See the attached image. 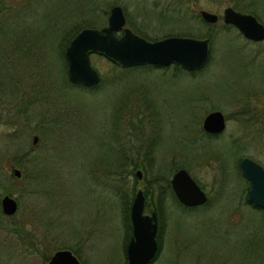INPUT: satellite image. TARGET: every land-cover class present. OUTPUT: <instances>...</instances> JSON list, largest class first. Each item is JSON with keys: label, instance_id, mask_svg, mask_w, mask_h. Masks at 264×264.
<instances>
[{"label": "rangeland", "instance_id": "obj_1", "mask_svg": "<svg viewBox=\"0 0 264 264\" xmlns=\"http://www.w3.org/2000/svg\"><path fill=\"white\" fill-rule=\"evenodd\" d=\"M29 4L34 9L19 25L38 30L71 13L64 28L83 20L100 27L120 4L126 25L145 37H209L211 53L196 70L120 68L91 53L101 77L96 87L68 79L58 36L45 37L35 56L15 60L0 83V264H46L63 248L82 264H126L138 188L148 190L144 212L157 213V249L147 264H264V213L247 202L239 167L243 156L264 167V38L248 39L233 25L224 28L222 19L231 5L264 24V0ZM15 6L9 14L22 11ZM200 9L218 20H204ZM216 109L225 127L208 132L203 118ZM179 167L202 186L206 203L184 205L168 188L159 198L165 177ZM4 194L17 200L13 213L2 210Z\"/></svg>", "mask_w": 264, "mask_h": 264}, {"label": "water", "instance_id": "obj_2", "mask_svg": "<svg viewBox=\"0 0 264 264\" xmlns=\"http://www.w3.org/2000/svg\"><path fill=\"white\" fill-rule=\"evenodd\" d=\"M200 16L208 22H216L219 15L206 9L199 10ZM222 19L235 26L244 37L258 41L264 38V24L256 15L240 11L231 5L223 8ZM103 55L111 62L129 67L141 64H178L185 70L202 68L209 60L211 45L209 37L189 35H167L148 39L126 25V16L120 4H113L105 25L84 26L68 40L64 54L67 61V76L73 83L93 85L100 80L98 70L92 65L90 54ZM203 128L208 132H220L225 127V116L220 109L209 111L203 118ZM243 177L248 181L247 198L264 210V167L249 156L239 160ZM15 175L20 170L13 167ZM135 174L140 177L141 170ZM170 184L177 199L184 205L203 204L207 194L198 181L185 167L177 168L170 177ZM145 197L138 188L130 207L132 235L126 246V264H147L157 249V221L154 211L144 212ZM1 207L5 213H13L17 200L4 194ZM46 264H82L67 248L55 250Z\"/></svg>", "mask_w": 264, "mask_h": 264}, {"label": "trees", "instance_id": "obj_3", "mask_svg": "<svg viewBox=\"0 0 264 264\" xmlns=\"http://www.w3.org/2000/svg\"><path fill=\"white\" fill-rule=\"evenodd\" d=\"M74 2H77V5L82 6L83 4L94 1V0H71ZM88 1V2H87ZM31 0H0V38H3L4 41L0 42V83L1 85L4 82V78L6 77L5 71H9L11 69H14L16 67L15 65V60L20 61L19 59L28 57L29 55H34L36 54L35 52L37 51L34 49V47H37L39 45L44 48V44H47V41H45V37H50L52 38L55 36V38L58 36V45L59 47L66 46L68 40L73 36L74 33H76L80 28L84 26H91L92 22H89V20H83L82 22H71L68 24V28H64L67 20L73 15V13L68 14L61 18V20L57 17H55L53 22H47L44 24L45 27L41 28L39 26V30L35 26L34 28L32 27H25L19 25L20 20H26L23 18L24 16L30 15L29 13L33 11V5L30 4L26 5V3H30ZM11 4H15V7H19L22 9V11H12L11 14H9V9H7L8 6ZM239 7V6H238ZM243 7V6H241ZM240 8V7H239ZM171 10V9H170ZM176 19V17H174ZM128 20V18H127ZM23 27H25L23 29ZM224 28H229L231 27V24H223ZM134 30V29H133ZM135 31V30H134ZM137 32V31H136ZM139 33V32H137ZM141 34V33H139ZM142 35V34H141ZM144 36V35H143ZM63 53V52H62ZM35 56V55H34ZM65 56V55H64ZM1 57H4L2 59ZM65 61V60H64ZM114 67H119L117 64L112 63L111 64ZM142 65H147V64H142ZM156 65V64H154ZM176 67L181 68L179 65L175 64ZM137 66V65H135ZM139 66V65H138ZM159 66V65H158ZM134 67V66H133ZM201 69V68H200ZM99 82L93 84L92 87H96ZM16 90V89H15ZM34 98H31V104L34 102ZM29 103L28 101H26ZM25 106V101L21 99L19 108H23ZM24 112L21 111L20 114ZM124 159H126V155H123ZM120 171V170H119ZM135 170L131 169V172H134ZM135 173V172H134ZM119 174V172H118ZM121 174V173H120ZM155 178L154 181H157ZM165 180L167 181L166 185H160L159 191V198L162 199L165 192L166 188L168 190H172L170 182V178L165 177ZM146 188H149L146 186ZM147 190V189H146ZM150 191V189H149ZM143 193L147 199L149 196L148 190ZM151 193V191H150ZM247 202L251 203L248 198ZM206 203V202H205ZM149 204V202H148ZM204 204V203H203ZM255 208L259 209L264 213V210L260 208L259 206L254 205L251 203ZM202 205V204H200ZM198 205H195V207ZM127 215V212H126ZM131 230V228H130ZM131 235V232H130ZM126 251V248H125ZM152 261V260H151ZM150 261V262H151Z\"/></svg>", "mask_w": 264, "mask_h": 264}, {"label": "flooded vegetation", "instance_id": "obj_4", "mask_svg": "<svg viewBox=\"0 0 264 264\" xmlns=\"http://www.w3.org/2000/svg\"><path fill=\"white\" fill-rule=\"evenodd\" d=\"M155 214H156V220H157V213H156V211H155Z\"/></svg>", "mask_w": 264, "mask_h": 264}]
</instances>
